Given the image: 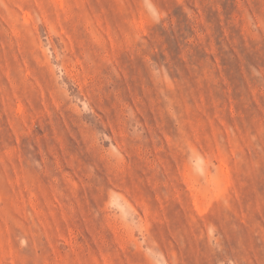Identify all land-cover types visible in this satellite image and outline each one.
I'll return each mask as SVG.
<instances>
[{
    "label": "rangeland",
    "instance_id": "obj_1",
    "mask_svg": "<svg viewBox=\"0 0 264 264\" xmlns=\"http://www.w3.org/2000/svg\"><path fill=\"white\" fill-rule=\"evenodd\" d=\"M0 264H264V0H0Z\"/></svg>",
    "mask_w": 264,
    "mask_h": 264
}]
</instances>
